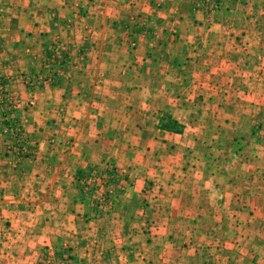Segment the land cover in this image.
I'll return each instance as SVG.
<instances>
[{
  "label": "crops",
  "instance_id": "1",
  "mask_svg": "<svg viewBox=\"0 0 264 264\" xmlns=\"http://www.w3.org/2000/svg\"><path fill=\"white\" fill-rule=\"evenodd\" d=\"M263 5L0 0V76L35 151L15 166L0 136V264H264ZM56 41L76 69L28 89ZM105 163L96 208L73 179Z\"/></svg>",
  "mask_w": 264,
  "mask_h": 264
},
{
  "label": "built area",
  "instance_id": "2",
  "mask_svg": "<svg viewBox=\"0 0 264 264\" xmlns=\"http://www.w3.org/2000/svg\"><path fill=\"white\" fill-rule=\"evenodd\" d=\"M199 3V9L206 19H209L211 13L217 11L220 7L222 0H196ZM128 25L131 32H140V28L143 27V21L138 17H131L128 20ZM145 32V29L144 31ZM133 45V41L130 42ZM65 44L61 41L50 43L46 52L42 55L41 69L37 72L24 77L25 85L30 90H39L45 86H54L57 84L59 77L63 73L71 72L76 69V61H72L67 54L64 53ZM63 52V53H62ZM45 54V56H44ZM33 105L31 101H28L24 108H30ZM18 108L17 98L7 90L6 79L0 76V136L7 141L6 154L10 157L13 165H17L20 159L31 160L34 156V144L25 134L21 119L16 114ZM106 165L100 171H92L88 176H82L79 178L75 175L74 183L83 184V189L88 191L91 187V196L98 194L99 203L102 207H109L111 205V198L107 196L110 194L107 190L108 187L114 185L110 183V175L108 174V167ZM114 178L116 179L118 174L115 171ZM111 195V194H110ZM106 198V200H105ZM59 264H65L62 260Z\"/></svg>",
  "mask_w": 264,
  "mask_h": 264
},
{
  "label": "trees",
  "instance_id": "3",
  "mask_svg": "<svg viewBox=\"0 0 264 264\" xmlns=\"http://www.w3.org/2000/svg\"><path fill=\"white\" fill-rule=\"evenodd\" d=\"M214 1H218V0H214ZM140 30H142V31H144V29H143V27L142 28H140ZM142 31H140V32H142ZM46 48L47 47H45L44 49L46 50ZM46 52V51H45ZM44 52V53H45ZM44 56H45V54H44ZM5 154H6V152H5ZM4 154V155H5ZM7 155V154H6ZM23 160H25V159H20V161H19V163L17 164V165H19V164H21V162L23 161ZM104 165H106V167H105V169H107V167H108V174L110 175V177H111V179H110V183H114L115 182V180L117 181L118 179L116 178H114V176H115V167L113 166V164L112 163H105ZM92 171H90V170H86V171H83V172H78L77 174H76V176H78L79 178H83L82 176H88L90 173H91ZM114 175V176H113ZM75 186H76V188H77V190H78V192L80 193V195L83 197V198H87V199H89L90 197H91V190H92V188L90 187L89 189H88V191H85L84 189H83V184H76L75 183ZM107 196H109L110 198H111V195L110 194H108ZM105 200H106V198H105ZM95 207L96 208H101V206H99L98 204H96L95 205ZM53 260L55 261V262H58L57 264H59L60 262H62V260H63V262L66 264L67 262H68V260H70V255L67 253V250L66 249H59V250H57V251H55L54 253H53Z\"/></svg>",
  "mask_w": 264,
  "mask_h": 264
},
{
  "label": "rangeland",
  "instance_id": "4",
  "mask_svg": "<svg viewBox=\"0 0 264 264\" xmlns=\"http://www.w3.org/2000/svg\"><path fill=\"white\" fill-rule=\"evenodd\" d=\"M253 0H249V2L251 3ZM263 4H264V0H260ZM264 6V5H263ZM252 8V7H251ZM264 10V8L261 10V11H263ZM261 16H264V14H262ZM261 28H264V25H261ZM262 69H264V65L262 66ZM262 73H264V70L262 71ZM23 76H25V75H23ZM3 78H5L6 79V83L8 82V79L5 77V76H2ZM23 79V78H22ZM261 79H264L263 78V76L261 77ZM11 93V92H10ZM25 109H27V108H25ZM262 114H264V103H263V105H262ZM2 219L4 220V218L3 217H1V219H0V223H1V221H2ZM9 225H10V223H8V224H6V225H3V223H1V233H0V241L3 239L4 240V242H6L7 241V239H5L6 238V236H7V233L6 232H3V230H5L7 227L6 226H8L9 227ZM12 249L11 248H6L5 249V252L7 253V254H9L10 256H12L11 254H12ZM4 252V251H3Z\"/></svg>",
  "mask_w": 264,
  "mask_h": 264
}]
</instances>
